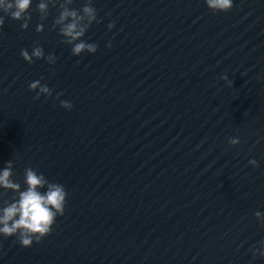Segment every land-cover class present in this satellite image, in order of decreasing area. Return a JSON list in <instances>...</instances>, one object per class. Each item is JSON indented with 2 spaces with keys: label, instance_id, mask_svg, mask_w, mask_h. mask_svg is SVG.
<instances>
[{
  "label": "clouds",
  "instance_id": "9594fccd",
  "mask_svg": "<svg viewBox=\"0 0 264 264\" xmlns=\"http://www.w3.org/2000/svg\"><path fill=\"white\" fill-rule=\"evenodd\" d=\"M208 8L213 12H229L233 7V0H205ZM73 0H40L38 12L40 19L46 20L49 15V6L59 5V14L54 20L53 27L59 26V34L64 37L63 43L72 45V54L79 56L84 52L95 53L97 45L83 40L86 32L97 21V10L92 6L91 0L82 7L81 10L70 8ZM32 0H0V28L3 27L5 16L12 20L23 21L20 27L27 29L31 15L29 13ZM115 25L110 23L108 28ZM37 32L43 31V24L37 25ZM109 47L111 45L109 44ZM21 56L28 63L33 62V58H45L42 47L34 45L31 54L27 49L21 50ZM49 64L55 63L56 57L49 54L46 57ZM222 79L228 80L227 76ZM30 90H37L35 99H39L41 94L52 95V90L47 85H42L36 80L29 85ZM57 94V99H59ZM61 106L71 109L73 106L68 101H61ZM238 138H230L229 144H239ZM249 164L258 166L256 160H250ZM13 163L8 161L6 167L0 170V189L16 193L11 202H5V206L0 207V235L3 237L16 236L18 242L23 247H31L33 242L39 243L45 236L51 234L53 225L58 216H62L65 210L67 192L63 185L49 182L43 174L32 168L25 169L24 184L26 188L21 190V185L13 180ZM41 189H46L41 191ZM3 195V194H0ZM257 219L264 223V216L257 211L254 214ZM261 248H253L252 254L255 257L257 251L260 256H264V240L260 241Z\"/></svg>",
  "mask_w": 264,
  "mask_h": 264
}]
</instances>
